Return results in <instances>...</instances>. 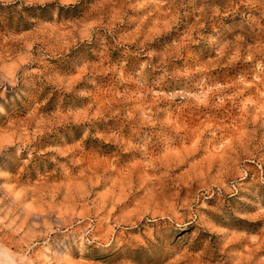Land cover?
Instances as JSON below:
<instances>
[{"label":"rangeland","instance_id":"374dc122","mask_svg":"<svg viewBox=\"0 0 264 264\" xmlns=\"http://www.w3.org/2000/svg\"><path fill=\"white\" fill-rule=\"evenodd\" d=\"M0 245L264 264V0H0Z\"/></svg>","mask_w":264,"mask_h":264},{"label":"bare ground","instance_id":"6f19581e","mask_svg":"<svg viewBox=\"0 0 264 264\" xmlns=\"http://www.w3.org/2000/svg\"><path fill=\"white\" fill-rule=\"evenodd\" d=\"M159 11V10H158ZM198 131V130H197ZM185 135V134H184ZM184 138V137H183ZM194 147V146H193ZM166 155V154H165ZM179 159V158H178ZM168 160V159H167ZM169 161V160H168ZM180 161V160H179ZM91 169V168H90ZM17 256V257H16ZM24 255H18L5 245H0V264H20Z\"/></svg>","mask_w":264,"mask_h":264}]
</instances>
